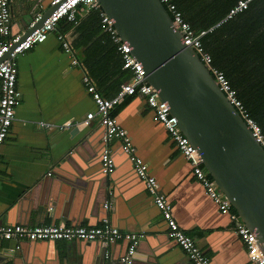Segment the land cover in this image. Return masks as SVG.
Wrapping results in <instances>:
<instances>
[{"label":"crops","instance_id":"0c3cea01","mask_svg":"<svg viewBox=\"0 0 264 264\" xmlns=\"http://www.w3.org/2000/svg\"><path fill=\"white\" fill-rule=\"evenodd\" d=\"M34 1L11 0L12 34L27 30L33 12L39 9L35 6L30 13ZM46 4L43 2V6ZM219 4L223 2L220 0ZM66 34L72 43L73 30ZM17 63L21 102L0 148V225L77 223L81 225L76 227H95L106 213L111 226L120 231L146 232L147 239L137 244L133 264H153L157 260L165 264H191L176 244L166 241L162 215L123 156L118 139L109 142L115 168L112 179L103 187L95 184L99 172L89 169L82 158L98 157L102 148L101 127L96 122L87 130L79 126L85 135L75 136L74 147L64 144L70 137L64 124L83 120L87 112L95 110V105L82 85L83 70L71 65L70 56L61 50L55 36L27 51ZM123 102L112 114L127 132L136 156L147 164L159 191L171 203L179 227L196 240L209 264H247L244 246L233 233L231 220L219 212L193 178L189 163L177 151L164 127L153 122L144 99L134 96ZM41 122L48 128H40ZM55 187L57 192L51 197ZM27 194L28 215L27 209L19 204ZM105 203L109 204L107 212ZM116 243L110 251L106 250L107 264H118L124 252L122 242ZM13 244L0 240V253L6 254ZM45 245L50 244H35ZM75 245L76 242L56 241L59 260L54 257L53 248H42L49 255L47 264L106 263L105 249L99 256L97 249L89 246L82 254Z\"/></svg>","mask_w":264,"mask_h":264},{"label":"built area","instance_id":"2783aa9c","mask_svg":"<svg viewBox=\"0 0 264 264\" xmlns=\"http://www.w3.org/2000/svg\"><path fill=\"white\" fill-rule=\"evenodd\" d=\"M171 17L172 27L182 37L185 46L191 48L202 62L204 67L214 79L216 85L225 95L227 101L235 108L253 139L264 151V134L257 123L248 115L246 109L230 86L228 80L221 70L213 65L211 55L203 48L201 38L209 31H194L184 20L182 13L171 0H159ZM251 0H238L229 10L227 18L245 10ZM33 12L27 29L32 28L41 18L43 8ZM57 6L54 11L23 41L22 34L11 33V23L14 14L11 9V0H0V148L9 134V130L15 120L16 109L21 102V93L17 86L18 80V58L33 47L45 42L49 36H55L61 50L70 56L71 65L83 70L82 85L91 97L95 110L86 113L81 121L67 122L64 128L89 126L96 122L103 128V147L101 153L102 171L104 174L112 173L114 169L113 158L109 148L112 139L121 142L124 152L129 156L136 175L145 182L146 190L153 199L154 205L160 210L166 225L167 237L187 256L191 264H209V259L204 255L197 245L196 240L182 230L172 214V205L167 197L159 191L156 179L149 173L147 164L135 154L127 132L121 128L113 110L123 102L125 98L139 96L144 99L150 111L153 122L161 124L174 143L180 155L189 163L193 178L202 186L207 196L217 206L222 215L228 216L232 222L233 233L241 240L247 264H264V246L259 239L241 221L230 201L219 190L203 166V161L197 149L190 144L189 140L182 134L176 118L171 115L168 106L159 99L157 91L145 81L142 67L132 57L130 48L122 42L114 25L103 12L98 0H51L48 7ZM99 12L101 27L109 34L111 40L116 44L122 58V68L130 72V79L120 85L119 91L111 98L104 97L96 84L89 77L87 71L75 56V50L71 39L66 32H60L58 25L61 20L76 26L79 19L89 11ZM3 58V59H2ZM2 59V60H1ZM40 128H48L47 124L41 122ZM107 211L109 204H104ZM142 235L132 232H123L111 226L108 217L103 218L101 224L95 227H76L65 223L56 225H0V240L5 241H65L87 240L99 241L103 247H108L117 241L129 242L126 252L120 258L121 264H132L137 244ZM104 261L107 264L109 253L105 251Z\"/></svg>","mask_w":264,"mask_h":264},{"label":"water","instance_id":"95a60500","mask_svg":"<svg viewBox=\"0 0 264 264\" xmlns=\"http://www.w3.org/2000/svg\"><path fill=\"white\" fill-rule=\"evenodd\" d=\"M50 1L33 2L30 13L38 4L44 10L39 21L24 32L20 41L40 27L54 11L57 6L48 7ZM43 2L47 4L43 6ZM98 3L111 20L122 42L130 48L132 57L142 67L145 81L157 91L159 99L176 118L182 134L197 149L206 171L230 201L241 221L264 246V151L253 139L244 121L227 101L194 51L184 45L181 34L172 27L171 17L159 0H98ZM90 127L91 125L84 129ZM100 129L101 142L103 128ZM68 130L70 137L65 139L64 144L70 143L69 145L74 147L75 136L82 132L78 127ZM101 143L103 147V141ZM121 151L133 168L122 145ZM101 153L102 148L95 159L93 155L82 158L87 162L89 169L95 173L99 172V180L95 184L103 187L113 175L103 173ZM80 164L84 166L82 161ZM113 164L115 168L114 159ZM136 178L145 187V182L138 176ZM56 192L55 187L51 191V197H55ZM29 197V194L25 195L19 203L24 209L28 208ZM155 208L160 213L156 206ZM26 214H29L28 209ZM105 217L106 213L103 218ZM162 225L166 226L164 221ZM133 233L142 235L138 245L140 241L147 239L145 231ZM163 233L166 241L175 245V242L169 241L165 235L166 230ZM8 242L14 244L7 248L6 254L0 253V264H47L49 255L44 251L47 246L53 248L54 257L59 260L54 240ZM37 242L50 245L35 246ZM69 242H76L75 246L82 254L86 248L94 246L99 256L104 249L110 251L112 246L117 244L115 242L104 248L99 241ZM121 242L124 252L120 258L124 256L129 244L126 240ZM117 263L121 264L119 260ZM155 263L165 264L159 260L153 264Z\"/></svg>","mask_w":264,"mask_h":264},{"label":"trees","instance_id":"16d2710c","mask_svg":"<svg viewBox=\"0 0 264 264\" xmlns=\"http://www.w3.org/2000/svg\"><path fill=\"white\" fill-rule=\"evenodd\" d=\"M171 1L194 31L210 30L201 38L203 48L264 134V0H251L231 18L227 14L238 0H221L222 5L220 0ZM58 28L63 33L73 30L77 60L100 93L113 97L130 79V72L122 68L121 55L103 31L99 12L89 11L74 27L63 19Z\"/></svg>","mask_w":264,"mask_h":264}]
</instances>
